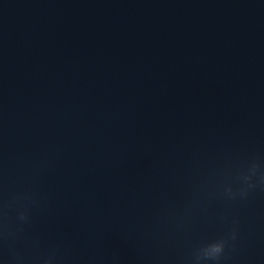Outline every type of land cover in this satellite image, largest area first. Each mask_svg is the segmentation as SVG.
<instances>
[{
	"label": "water",
	"instance_id": "1",
	"mask_svg": "<svg viewBox=\"0 0 264 264\" xmlns=\"http://www.w3.org/2000/svg\"><path fill=\"white\" fill-rule=\"evenodd\" d=\"M262 174L264 0H0V264H264Z\"/></svg>",
	"mask_w": 264,
	"mask_h": 264
},
{
	"label": "clouds",
	"instance_id": "2",
	"mask_svg": "<svg viewBox=\"0 0 264 264\" xmlns=\"http://www.w3.org/2000/svg\"><path fill=\"white\" fill-rule=\"evenodd\" d=\"M259 168V164L253 161L250 166L246 169H242L238 174V180L241 181L244 185H247L248 188H254L256 185L252 182L253 177L256 175V171ZM260 183L264 184V174L260 177ZM242 194L247 195V190L242 189ZM226 193H231L232 189L226 188ZM234 195V194H233ZM31 199V197H15V200L9 202L7 207H13L15 202L20 199ZM4 213V207L0 206V238L7 239L9 236L14 235L8 229V226L5 225L2 221ZM17 218L20 221L21 225L26 224L30 220L29 212L27 208H17ZM236 239V232L233 229L230 236H220L214 240L207 241L202 243L191 253L189 264H221V261L226 257L227 251L230 250L234 245H230V241ZM17 262L21 260L20 257L14 258ZM55 256L49 255L46 258H41L37 260V264H54Z\"/></svg>",
	"mask_w": 264,
	"mask_h": 264
}]
</instances>
